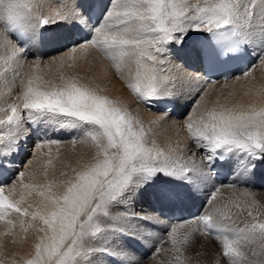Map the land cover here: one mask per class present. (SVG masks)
I'll use <instances>...</instances> for the list:
<instances>
[{
    "label": "snow or ice",
    "instance_id": "obj_1",
    "mask_svg": "<svg viewBox=\"0 0 264 264\" xmlns=\"http://www.w3.org/2000/svg\"><path fill=\"white\" fill-rule=\"evenodd\" d=\"M61 3L67 7L66 0ZM33 7L38 5L30 0H0V83L14 101L0 116V167L8 166L7 159L21 139L25 122L63 120L81 129V140L90 139L96 153L91 160L82 164L77 160L73 166L70 161L58 160L57 150V169L50 148L42 182H36L34 174L29 173L34 182L19 185L24 191L18 199L13 198L16 183L7 188L0 185V221L6 225L0 232V256L9 245L28 244L30 230L33 235L28 258L17 261L13 253L10 264H98V256L111 254L98 242L107 233L124 234L117 221L125 217L113 209L124 206L133 191L158 178L194 185L212 174L217 160L233 154L264 162V106L250 103L244 109L239 104L219 105V111L214 106L196 118L189 115L185 127L196 147L205 153L197 160L195 153L184 155L187 149L173 155L154 142L149 145L143 125L121 101L103 94L100 86L83 83L78 75L63 74L57 85L35 72L24 71L25 67L39 70L40 60L29 63L25 58L28 49L23 45L35 39L40 29L68 19L60 12L53 16L33 13ZM189 33L206 34L198 55L210 68L223 69L225 80L249 77L256 64L264 65V0L258 4L256 0H203L202 4L189 0H110L103 22L91 28L89 36L73 42L63 55L72 61L69 68L86 60L92 48L104 53L117 71L126 62L134 63L135 72L127 86L140 102L151 105L168 95L173 77L161 78L158 72L165 70L149 68L144 60L152 65L170 63L159 57H170L173 46L182 45ZM78 50L83 55L78 57ZM253 52L256 64L246 66L239 75L230 72L228 65L243 61ZM210 83L215 81H205L201 93ZM14 92L17 94L13 96ZM45 143L59 141H40L35 147ZM25 175L23 171L18 173L21 181ZM26 192L40 197L35 207L22 206ZM215 199L214 192L210 202ZM228 203L244 210L234 200ZM212 212L218 215L204 213L198 218L203 231L196 228L181 234L176 227L169 229L173 256L168 264H191L192 257L186 253L194 247L198 235L214 236L220 249L218 256L226 264H264V220L243 221L240 226L230 209L221 212L213 208ZM12 215L17 219H10ZM18 226L21 231H14ZM0 264H7L6 256L0 258Z\"/></svg>",
    "mask_w": 264,
    "mask_h": 264
},
{
    "label": "bare ground",
    "instance_id": "obj_2",
    "mask_svg": "<svg viewBox=\"0 0 264 264\" xmlns=\"http://www.w3.org/2000/svg\"><path fill=\"white\" fill-rule=\"evenodd\" d=\"M66 2H71V4H67V7H65L64 4H62L61 2L58 3L57 0H33L31 2L33 5H38V8L33 7V13H36L37 11L39 12L41 11L40 13H42V15L53 16L56 12H60L61 15H66L68 19L66 22H60V23L46 26L44 30H47V31L44 32V34L38 31L35 39L28 40V42L26 43L28 44L27 46L28 52L26 54L27 56L30 55V57L25 56L26 60L29 63L33 62L34 60L37 59V54L39 52L41 54V57H43V59H39L40 60L39 70H37L35 67H32L31 69L25 67L23 69L24 71L35 72L38 75H41L44 81H51L54 84L57 83V85L60 84L59 83L60 79L58 75L54 76L53 68H52V65L54 62L52 60L58 57H61L63 55V52L65 51H62V50L64 49V47H67V46L69 47L70 40H72L75 37V35H77V37H80V34L83 32L90 34L91 28L103 22V15L105 13L104 5L106 4L105 3L106 0H93L90 3V5H89L88 0H85V2L80 1L81 4H85L87 2L88 6H86L82 10H79L77 8V5H79L78 1L66 0ZM94 2L99 3V6H98L99 15L96 18L95 26H91L89 22L88 12ZM256 2L258 4L259 0H256ZM202 3L203 2H201L200 4ZM195 4H198V2ZM256 11H259V9H256ZM82 30H85V31H82ZM198 34L199 33H189L188 36L185 38V42L182 45L173 46L172 48L173 54L170 57H163V56L159 57V59L170 60V63H166L164 65H152L150 61L144 60V63L149 68L155 67L158 70L161 68L165 70V71L158 72V75L161 78L165 75L173 77V83L169 84L168 86L174 87L173 91L176 90L175 94L170 93V90H172L171 88L169 89L168 95L161 98L160 100H164L169 103H174L176 105V109L165 112L164 110L156 109L155 106H152V104L151 105L146 104L149 106L151 110L150 116H153L151 117L152 119H157L158 121L162 117H166L169 115L174 116V117L173 116L171 117L173 119H171L170 124L164 125L163 123L164 127L166 128V131L164 130L165 128L163 129L162 127L163 125L161 124L162 130H164L163 131L164 135L163 137L162 136L157 137L159 139V142H158V139L156 138V133L154 132L153 137H152V133L148 131L151 134L150 137L154 140V143L156 144V146L164 149L166 154L169 152H172V154L175 155V154L180 153L182 150L187 149V151L184 152V155L188 156L189 151L196 150V147H195L196 145L194 144L193 140L190 137V134L188 133L185 127L187 118L189 117V115H191L193 118H196L199 116L200 112L203 111L204 109H211V108H207L204 106L202 109H192L189 106V102H187V100L193 99L191 97L193 92H199V94H201V89L205 83L204 74L202 72V66L200 62V56L198 55V48L197 46L195 48V45H193L191 42L193 38L195 37V35L197 38ZM77 37H75V39H77ZM9 39H12L11 36H9ZM26 44H24L23 46L26 47ZM0 52H2V49H0ZM153 54L155 53L153 52ZM252 54L255 57V61L253 64H256V54L254 52ZM122 67L124 70H126V72L130 74L135 72L134 63L126 62ZM168 69H171V71H168ZM60 71L62 72V70ZM110 71L111 70H109V74H110ZM130 76H132V74ZM10 77H11V74H9V78ZM101 77L102 76H100V79ZM243 81L246 83V85L249 84L248 87H252L257 90L255 100H252L251 102H249L248 105L252 103V104H255L257 107L264 106V65H261V64H256V66L252 70L251 76L249 77H241L239 80L232 79V80H226V81H218L216 83H210L208 84L207 88L210 89L219 84L220 85L225 84L228 86L233 83L231 85L233 86L234 82L243 83ZM42 86H47V85H42ZM119 90L120 89H117L116 91L118 92L122 91V90L120 91ZM177 91L178 93H176ZM127 93H130V92L129 91L125 93L120 92L119 94L123 96V94L127 95ZM16 94L17 93L14 92L13 96ZM134 97H131V98H134ZM185 100L186 102H184ZM12 102H13V99L9 98L6 95V92L3 89L2 83H0V116H1V112H2V115H4L3 110L6 109L8 104ZM127 102H130V101L128 100ZM124 105H125L124 107L129 109V107H127V104H124ZM146 105H144V103L140 102L139 100V104H138L139 107L137 108H141L142 106L144 108ZM209 107H211V105H209ZM216 108L219 111V107H216ZM245 109H247V107ZM130 113H132L134 117L140 120L141 114L139 113L137 109L131 110ZM59 121L60 123L63 122V120H59ZM157 121H154V123L155 122L157 123ZM55 122L56 120H52V121L45 120V121L37 122L35 124H29V125H27L26 123L24 124L21 130V139L17 147L12 151V154L9 155L7 159L6 163L8 166L4 167L7 169V171L9 172V176H11L12 178L10 182L5 183L4 186L7 188L11 186L12 183H16L18 186L17 191L13 197L14 199H18L20 192L24 191L21 188H19V185L21 183L34 182L33 175H30L29 173L34 174L36 182H42L45 179L42 176V171H43V167L46 166V161L47 159H49V156H47L48 154H46L45 156L41 154L42 155L41 156L39 152L31 153L32 148L30 150V147L31 146L35 147V144L39 143L43 139L46 140V139L52 138L53 140L55 139L54 141L58 139L59 142H62V140L60 141V139H65L66 137H68V134H67L69 133L68 131L67 132H61V131L51 132L52 129H54ZM153 127L155 126L153 125ZM157 127L159 128V126ZM146 129L147 128H145L144 130ZM148 130H150V128ZM160 130L161 129H159V132ZM150 137L149 136L146 137L147 143L149 145L153 143L152 141H150L151 139ZM66 145H69V144L64 143L60 146H66ZM43 147L44 149L46 148L45 146ZM35 149H37V147H35ZM88 151H90L91 153L89 156L88 155L81 156L79 152L78 153L74 152V153L63 155L61 158H64V161L67 160V161L72 162L73 166H75V161L80 160V163L82 164L88 160H91L95 156V153H96L95 147L93 148L92 152L91 150H88ZM37 156L39 157V159L36 158ZM25 157H27L28 159L25 160ZM52 159L54 160V163H56V160L54 158ZM196 159L199 160L200 158H196ZM29 160L32 161L31 164L28 163ZM241 164L244 166H242ZM253 164H255L254 168L252 166ZM56 166H57V163H56ZM223 166L229 169V175L223 178V181L221 183L216 182V180L212 177V175L208 176L207 178L203 180L198 181L194 185H187L179 181H171L168 178H158L148 184H145L143 187L133 191L130 195L131 201L134 200L133 202H135L136 199L137 200L140 199L139 201L143 203L145 208L143 209L142 213H139V216H135L131 211H123V210H120L118 207L114 208L113 209L114 212L119 213L122 217H125L117 221V225L120 228H123L124 226V229L126 231H123L125 232V234H123L124 236L123 240L121 238H117L115 233H111L109 237L107 234L108 238L105 244H107V246L111 250H114L115 251L114 253L118 254L120 253V251H122V253H126V255L130 257L140 259L139 251L136 249V248H139L138 243L142 244L143 248L145 247L146 249H148V245H153L157 243V241L165 235L164 233L167 231V229H170L171 227H176L181 234H183L184 232L192 231L196 228H199L201 231H203L204 230L203 225L201 224V222H199L198 218L204 213H212L214 217L217 216L218 213L212 212L213 208H218L221 212L227 211L228 209H230L232 213H236L233 219H235L237 223H240V225L242 224L243 221L252 222L253 219H255L254 215L256 214L254 211V208H252L253 207L252 205L254 204L252 202L259 201V199L255 197H259L264 194L263 193L262 195L261 194L259 195V193L253 192V190L255 189L254 188L255 184H259V182L262 181V184L264 185V162H259V161L252 162V161H249L244 156L240 157L238 154H233L226 162L223 163ZM21 171L26 173L22 181L19 179V177H17L18 173ZM231 174L233 175L231 176ZM261 176L262 178H260ZM17 180H18V183H17ZM227 181H230V187L226 186ZM233 183L234 185H232ZM246 185H252L253 186L252 190L251 189L248 190L247 188H244L246 187ZM217 189H219V191H216ZM212 191H215L216 199L210 202V197L213 194ZM168 192L170 194L173 193L174 196H177L176 202H174L173 199L168 195ZM245 193H250L251 195L245 197L244 195ZM25 194H26L25 203H27V205L32 204L33 206H35V203H38L40 197L38 196L37 193L33 192L32 195H27V192H26ZM178 194H179V197H178ZM151 200L152 202L150 203ZM229 200H234L240 203L244 210L243 211L238 210L233 204L228 203ZM205 201H207L206 206H210L207 209L205 208V205H204ZM262 201L263 200H261V202ZM153 202L154 204L152 205ZM178 205L186 208V210L189 211L191 214H192V208H196L199 212V215L195 216L194 214L190 220H185L183 218L177 222L172 223L173 221L171 222L167 219L168 216L167 214L164 213L163 210H167L169 213L173 206L178 207ZM256 206L257 204L255 205V207ZM122 208L126 209L125 206H122ZM261 210L263 211L264 209H261ZM249 211L252 212V216L248 215ZM10 217H12L11 219H17L15 215H12ZM4 227H5V222L0 221V232L4 231L3 230ZM14 231L20 232L21 229L18 226L16 229H14ZM28 236H29V241H30L28 244H25L22 247L9 245L6 253L3 256H0V258H5L6 256L7 264H10V261L13 258L12 257L13 253H15V259H17V261H20L22 258L27 259L28 258L27 253H29L32 250L31 249V240L33 239L32 230L29 231ZM146 236H148V239L146 238ZM128 240H129V243H127ZM143 240H146L148 242H144ZM165 241H166L165 244L167 245L164 247V250L165 248H169L171 245L168 236L166 237ZM215 242L217 241L215 240L213 235L196 236V242H195L194 247L189 249L188 252L186 253V255H190L192 257L191 264H205V263L215 264L216 260H220V264H223L222 257L218 256V251L216 250ZM198 250H201L198 252L199 255L195 254V251H198ZM168 253L169 255L170 253L172 254L171 251ZM171 258L165 257L166 261H164L163 264H168V261H170Z\"/></svg>",
    "mask_w": 264,
    "mask_h": 264
},
{
    "label": "rangeland",
    "instance_id": "obj_3",
    "mask_svg": "<svg viewBox=\"0 0 264 264\" xmlns=\"http://www.w3.org/2000/svg\"><path fill=\"white\" fill-rule=\"evenodd\" d=\"M33 0H31L32 2ZM58 3L61 2V0H57ZM79 2V5H77V8L79 10H82L83 8H85L86 6H88V3L86 2L85 4H81V2H85V0H76ZM93 0H88L89 2V5L90 3L92 2ZM194 0H189V3H197L200 4L201 2H203V0H196L194 2H192ZM106 3V4H105ZM104 4V11L106 12L107 11V8H108V5L110 3V0H106ZM67 4H71V2H67ZM41 9V7H40ZM41 12V11H40ZM45 16V15H44ZM82 31H85V30H82ZM3 32V26L2 24H0V33ZM70 47V46H69ZM68 46L67 47H64V49L62 51H67L69 50ZM64 54V52H63ZM40 55V56H38ZM78 57L83 55L79 50L77 52ZM25 56H27V54H25ZM27 57H30L27 56ZM40 57L39 59H43V57H41V54L40 52L37 54V58ZM64 55H62L61 57H58L56 59H53L52 61L55 63H53L52 65V68H53V73H54V76H57L60 77L61 74H63L65 77H69V76H72V75H78L81 82L83 83H91L92 86H100V88H103V94H107L109 97L113 98V99H117L119 101L122 102V104H127V107H129L128 111L130 112L131 110H135L137 109L139 111V113L141 114V118L140 120L138 119V121L143 125L144 129L147 128L145 130V132L148 134L147 136H151L150 133H152V137H153V134L154 132L156 133V138L157 137H163L164 135V130L166 131V128L164 127L165 124H170V121L172 116L169 115V116H166V119H164L163 121L160 119L157 121V119H152L151 117L153 116H150L151 115V110L149 108L148 105H146L144 108L143 106L141 108H137L139 107L138 104H139V99L137 98V96L132 92V90L130 88H128V83L130 82V80L128 79L130 77V75H134V73H128L126 72V70L123 69L122 67V70L121 71H117V69L115 68L114 64L112 61H110L105 55L104 53H102L101 51H99L97 48H92L90 49L89 53L87 54V58L86 60L85 59H82L79 61V65L77 67H72V68H69L68 65L72 63V61L70 60H67V58H63ZM50 58V57H48ZM59 59V60H58ZM63 59L64 61V66L61 67V60ZM95 61H94V60ZM56 61V62H55ZM105 64V65H104ZM109 64V65H108ZM107 65V66H106ZM109 66V67H108ZM89 67L91 68V70L89 71ZM97 68V69H96ZM62 70V72L60 71ZM103 70V71H102ZM109 70L110 71V74H109ZM101 71V72H100ZM115 71V72H114ZM103 72V73H102ZM125 74H124V73ZM56 73V74H55ZM112 73V74H111ZM123 73V74H122ZM103 74V75H102ZM105 74V75H104ZM127 74V75H126ZM100 76L101 79H100ZM124 76V77H123ZM126 76V78H125ZM128 76V78H127ZM104 77V78H103ZM49 78V77H48ZM113 78V79H112ZM100 79V81H99ZM126 79V80H125ZM19 78L17 79V82H18ZM105 80V81H104ZM107 80V82H106ZM118 80V81H117ZM129 80V81H128ZM85 81V82H84ZM96 81V82H95ZM105 83H104V82ZM126 81V82H125ZM100 82V83H99ZM60 83V82H59ZM244 83V85H243ZM243 83L241 82H234V85L231 86L232 84L230 85H225V84H219L217 86H214L213 88H207V90L205 92H202L201 94H199V92H193L192 93V100H187V102H189V106L190 108L192 109H202L203 106L204 107H207V108H212V107H219V105H225L226 107H234L235 105L239 104V105H242V107L245 109L248 105L249 102H251L252 100H255V96H256V89L252 88V87H248L249 84L246 85V83L243 81ZM57 84V83H56ZM102 86H101V85ZM106 85V86H104ZM119 85V86H118ZM104 86V87H103ZM106 87V88H105ZM169 89L172 88V90H170V93L171 94H175V91H173L174 87H171V86H168ZM124 88V89H123ZM111 89V90H110ZM117 89H120L122 91H120L121 93L122 92H130V93H127L126 94H123L120 95L118 91H116ZM126 90V91H125ZM112 91V92H111ZM118 92V93H117ZM210 92V93H209ZM114 93V94H113ZM178 93V91L176 92ZM205 93V94H204ZM111 94V95H110ZM119 94V96H118ZM231 94V95H230ZM204 95V96H203ZM206 95V96H205ZM128 96V97H126ZM135 96V97H134ZM209 96V97H208ZM122 97V98H121ZM131 97H134V98H131ZM185 97V96H183ZM190 97V96H189ZM235 98V99H234ZM125 99V100H124ZM127 99V100H126ZM132 99V100H131ZM248 99V100H247ZM130 101V102H127V101ZM134 100V101H133ZM205 101V102H204ZM218 101V102H217ZM240 101V102H239ZM246 101V102H245ZM14 102V101H13ZM186 102V100L184 101ZM198 102H199V105H198ZM182 104V103H181ZM209 105H211V107H209ZM125 106V105H124ZM147 110V111H145ZM142 112V113H141ZM150 112V113H149ZM144 113V114H143ZM132 114V113H131ZM133 115V114H132ZM1 116H2V112H1ZM146 116V117H145ZM168 117V118H167ZM174 117V116H173ZM148 118V119H147ZM177 118V117H176ZM153 121H152V120ZM167 120V121H166ZM146 121V122H144ZM154 121H157V123L155 124ZM161 122V123H160ZM27 125H29L27 122H25ZM164 123V125H163ZM159 124V125H157ZM163 126H162V125ZM54 129H52L51 132H55V131H61V132H69L67 133L68 134V137H66L65 139H60V141L62 140V142H59V143H45L43 146H45L46 148L44 149V147H41V148H37L35 149L34 146H31L30 147V150H31V153L32 152H39V154L41 155H46L48 154L49 152V149L51 148V158H54L56 160V163H57V167L59 169L60 167V164L57 162V150H59V157H58V160L60 161H64V158H61L63 155H66V154H69V153H78L81 155V156H89L91 153L90 151L88 150H93V148L95 147L94 143L90 140V139H86V140H81V136H82V130L81 129H77V128H74L70 125L67 124V122L63 121L60 123L59 120H56L55 124H54ZM151 125V126H150ZM153 125L156 127H153ZM159 126V128L157 127ZM164 130H162V127ZM150 128V130H148ZM152 128V129H151ZM159 129L160 133L159 132ZM158 132H157V131ZM150 133H149V132ZM160 135H158V134ZM151 138V137H150ZM158 139V138H157ZM55 140V139H54ZM52 138L50 139H46V140H41V141H54ZM72 142H71V141ZM161 140V139H160ZM56 141H59L58 139H56ZM75 141V142H74ZM150 141L154 142V140L151 138ZM74 142V143H73ZM158 142H159V139H158ZM64 143H68L69 145H66V146H60ZM84 143V144H83ZM162 143V142H161ZM56 144V145H55ZM59 146H58V145ZM80 147V148H79ZM196 147V146H195ZM84 148V149H83ZM39 149V150H38ZM75 149V150H74ZM83 149V151H82ZM78 150V151H77ZM82 151V152H81ZM195 153V158H201L204 156V152L199 149L198 147H196V150L194 151H189L188 152V156H192V154ZM30 154V153H29ZM41 155V156H42ZM49 156V155H47ZM55 156V157H54ZM241 157V156H240ZM50 158V157H49ZM28 159L27 157H25V160ZM242 165V164H241ZM244 166V165H242ZM233 174H231L232 176ZM258 176V175H257ZM263 176V175H262ZM262 176L260 178H262ZM18 177V176H17ZM12 179V178H11ZM10 179V180H11ZM10 180L8 182H10ZM161 182V181H160ZM17 183H18V180H17ZM225 184V183H224ZM234 185V183L232 184ZM226 186H229L230 187V181H227L226 182ZM252 185H246V187L244 188H247L248 190H252ZM254 190L253 192H257L259 193V195L263 194L264 193V185L262 184V181L259 182V184H255L254 185ZM259 189V190H258ZM261 191V192H260ZM215 191H212V193H214ZM131 193L126 197V199L124 200V206L126 209H123L122 206L118 207L120 210H123V211H131L135 216H139V213H142L143 209L145 208V206L143 205V203L139 200H135V202H133L134 200L131 201V197H130ZM210 197V195H209ZM261 197V198H259ZM259 197H255V198H258L259 201H257V203H254L251 207L254 208V211H255V215H254V218L255 220H264V210L262 211L261 209H264V194L262 196H259ZM263 197V198H262ZM137 198V197H136ZM254 198V200H255ZM209 199V198H208ZM256 199V200H258ZM261 200H263L261 202ZM138 201V202H137ZM208 201V200H207ZM207 201L204 202V205H205V208H209L210 206H206L207 205ZM152 202V200L150 201V203ZM254 202V201H253ZM252 202V203H253ZM259 202V203H258ZM263 204H261V203ZM134 203V204H133ZM140 203V204H139ZM154 204V202L152 203V205ZM257 204V206L255 207V205ZM260 206H259V205ZM130 205V206H129ZM132 205V207H131ZM22 206H27V203H24ZM35 206H36V203H35ZM33 206V207H35ZM261 207V208H260ZM142 208V209H141ZM251 208V209H252ZM132 209V210H131ZM253 210V209H252ZM153 212V210H152ZM158 214V213H157ZM161 215V214H159ZM263 217H262V216ZM261 216V218H260ZM14 217V216H13ZM10 219L12 217H9ZM141 221V220H139ZM171 221V220H169ZM172 222V221H171ZM174 223V222H172ZM240 224V223H238ZM242 226V224L240 225ZM6 227V225H5ZM5 227L3 230H5ZM123 231H126L124 229V226H123ZM168 231L169 229H167V231L164 233L165 235V238L164 236L162 238H160L157 243L153 244V245H148V249H146L145 247L143 248L142 244L138 243L139 245V248H136L138 251H139V254H140V259H136L134 257H130L128 255H126V253H122V251H120V253H114L115 251L114 250H111L106 243V240L107 238L111 235V233H107L108 234V237H107V234H105V236L98 242L99 246L101 247H105L107 248L111 254L110 255H100L96 258V261L98 262V264H163L164 261H166L165 257H172L173 256V253L169 255L168 252H170V249H171V245L169 248H165L164 250V247L167 245L165 244L166 243V237L168 236ZM125 234V232H123ZM116 234V237L117 238H121L123 240L124 236L123 234H119V233H115ZM146 238L148 239V236H146ZM102 241V242H101ZM104 241V242H103ZM144 242H148L146 240H143ZM120 242V240H119ZM140 242V241H139ZM127 243H129V240L127 241ZM216 244V250L219 252L220 249H219V245L217 242H215ZM134 247V245H133ZM160 249L161 251L159 253H157V249ZM113 251V252H112ZM166 251V252H165ZM199 251L201 250H198V251H195V254H197ZM164 253V254H163ZM121 256V257H120ZM105 258V259H104ZM103 259V260H102ZM172 259V258H171ZM107 260V261H106ZM104 261V263H103ZM106 261V263H105ZM163 261V262H162ZM222 263L223 264H226V262L223 260L222 258ZM205 264H208V263H205Z\"/></svg>",
    "mask_w": 264,
    "mask_h": 264
}]
</instances>
